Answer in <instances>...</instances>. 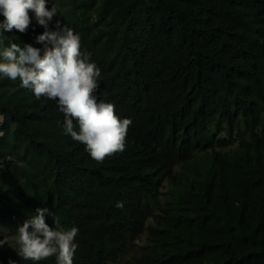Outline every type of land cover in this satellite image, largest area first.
<instances>
[{"label": "trees", "instance_id": "trees-1", "mask_svg": "<svg viewBox=\"0 0 264 264\" xmlns=\"http://www.w3.org/2000/svg\"><path fill=\"white\" fill-rule=\"evenodd\" d=\"M56 19L131 119L125 150L95 161L52 100L0 81V228L46 206L79 229L74 264H264V0H59ZM43 31L6 35L42 54ZM9 260L33 264L15 237Z\"/></svg>", "mask_w": 264, "mask_h": 264}, {"label": "clouds", "instance_id": "clouds-1", "mask_svg": "<svg viewBox=\"0 0 264 264\" xmlns=\"http://www.w3.org/2000/svg\"><path fill=\"white\" fill-rule=\"evenodd\" d=\"M57 15L58 6L52 0H0V81L19 80V86L36 99L52 100L64 115L63 133L82 143L90 157L102 163L125 150L132 121L116 113L114 102L101 99V69L82 50L80 34L62 25ZM33 21L44 29L35 37L43 45L42 54L40 48L27 43L21 46L15 35H6L14 29L25 33ZM117 207H123L122 202ZM49 216L54 227L45 222ZM78 232L77 226L65 228L48 207H38L15 230L17 254L33 264L49 257H55V264H74ZM5 244L7 240L0 239V246Z\"/></svg>", "mask_w": 264, "mask_h": 264}, {"label": "rangeland", "instance_id": "rangeland-1", "mask_svg": "<svg viewBox=\"0 0 264 264\" xmlns=\"http://www.w3.org/2000/svg\"><path fill=\"white\" fill-rule=\"evenodd\" d=\"M52 3L56 4L58 6V3H59V0H52ZM47 6V5H46ZM0 236L3 238V239H6L7 241L9 239H12L14 236L13 235H9V233L5 230V229H2L0 228ZM140 242H146V235H143L141 238H140Z\"/></svg>", "mask_w": 264, "mask_h": 264}]
</instances>
